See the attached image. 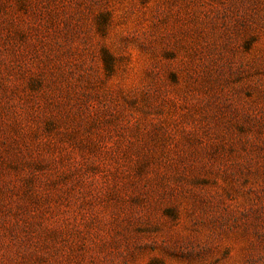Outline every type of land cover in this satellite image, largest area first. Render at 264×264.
<instances>
[{
    "label": "rangeland",
    "instance_id": "obj_1",
    "mask_svg": "<svg viewBox=\"0 0 264 264\" xmlns=\"http://www.w3.org/2000/svg\"><path fill=\"white\" fill-rule=\"evenodd\" d=\"M0 264H264V0H0Z\"/></svg>",
    "mask_w": 264,
    "mask_h": 264
}]
</instances>
